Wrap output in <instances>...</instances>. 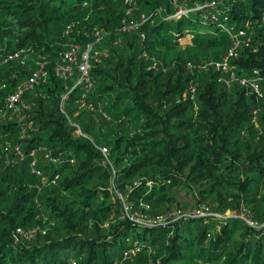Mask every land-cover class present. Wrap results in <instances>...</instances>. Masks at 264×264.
<instances>
[{
  "label": "trees",
  "instance_id": "trees-1",
  "mask_svg": "<svg viewBox=\"0 0 264 264\" xmlns=\"http://www.w3.org/2000/svg\"><path fill=\"white\" fill-rule=\"evenodd\" d=\"M176 1L191 9L208 0ZM263 6L220 0L222 21L202 10L172 16V0H0V264H264V94L196 68L224 55L232 28L246 20L251 45L237 74L264 68ZM123 17L136 22L133 31L120 29ZM95 27L107 33L94 48L107 54L90 61L92 108H78L80 91L69 89L76 76L64 82L51 73L42 92L25 94L34 122L21 138L5 97L35 60L51 70L67 42H93ZM186 36L195 55L160 57ZM5 142L20 143L23 159L7 164ZM33 148L47 181L29 167ZM123 204L183 215L144 225ZM242 209L247 217L233 214ZM17 227L35 232L26 238Z\"/></svg>",
  "mask_w": 264,
  "mask_h": 264
},
{
  "label": "built area",
  "instance_id": "built-area-1",
  "mask_svg": "<svg viewBox=\"0 0 264 264\" xmlns=\"http://www.w3.org/2000/svg\"><path fill=\"white\" fill-rule=\"evenodd\" d=\"M172 1L176 8V11L172 16L186 14L189 10H202L204 15L209 16L213 20H218L220 17L222 18V21H226L228 19V13L218 7L220 0H208L204 6L196 4V6L191 9L186 8L184 5H178L176 0ZM262 15L264 18V6ZM251 26V21L246 20L243 22L241 27H237L235 29L232 28L233 33L231 34V43L226 53L215 60L201 61L197 64L196 68L198 70L205 71L213 68L222 74V80L228 88L231 87L232 82L235 81L239 85L243 86L248 93L262 97L264 94V68L253 67L250 70H247L246 67L241 66L239 68V74H237L239 65L236 61L240 56V51L242 48L249 47L251 45V37L247 33L248 28ZM135 27L136 22L131 19L123 17L120 21V29L122 31H133ZM71 30V26L67 25L63 34L69 35ZM105 34L106 32L102 28L95 27L93 30V42L88 43L84 48L77 42H67L59 55V62L54 64L51 70L47 68L46 62H37L30 74L7 94L4 101V111L10 114V118H17V121L20 122L22 113L24 111H29L31 108V104H28L25 99V94L32 92L35 88L47 83V78L51 73L56 78L64 82H68L71 78L76 76L75 83L70 90H73L76 87L80 91L76 99L78 108L91 109L92 106L87 102V95L92 87V81L89 75L90 61L92 59L99 60L101 56H106V53L103 54L102 52H98L94 48L95 43H99ZM252 50L256 51V47H253ZM188 67H192L191 64L188 63ZM189 91L193 93L194 87L190 86ZM62 98L64 99V96H62ZM253 112L256 113V109L253 110ZM105 117L107 116L105 115ZM20 123L22 126L21 138H25L26 131L31 129L33 124L28 122ZM75 133L81 134L77 125H75ZM2 148L6 156L5 162L7 164H13L24 157V152L20 143L11 144L9 142H5L2 144ZM100 150L104 155L107 154V149L105 147H100ZM30 155H35L34 148L30 150ZM45 157L51 159L49 154H45ZM29 167L33 173L40 176L41 181L48 180L46 176H43L40 170L37 169V158L35 156L31 160ZM51 181L52 183L55 182L54 179H51ZM123 207L126 216L131 221L144 225H156L163 222L174 221L183 215L180 209H174L164 215L148 216L143 212H130L126 204H123ZM233 214L236 215L235 213ZM240 217L244 218L243 216ZM247 223L252 226L257 225L255 221L251 220H247ZM16 231V234L26 238H30L35 232V230L25 232L21 227H17ZM133 254V250L124 252L125 257H132ZM71 263L76 264V261L72 259Z\"/></svg>",
  "mask_w": 264,
  "mask_h": 264
},
{
  "label": "rangeland",
  "instance_id": "rangeland-1",
  "mask_svg": "<svg viewBox=\"0 0 264 264\" xmlns=\"http://www.w3.org/2000/svg\"><path fill=\"white\" fill-rule=\"evenodd\" d=\"M195 16V13L194 12H190V17H194ZM201 28V27H200ZM106 32V31H105ZM107 33V32H106ZM64 48V47H63ZM96 48V47H95ZM106 47L104 45H102V47H99V48H96V50L98 52H102L103 54L106 53L107 54V51L105 49ZM197 49L191 44L190 42V39H189V36H186L184 39H181V42L179 44V46L174 50V51H162L161 54H160V57L164 58L166 62H169V63H172L174 59L177 58V56L180 54V52H183L184 54H187V55H195ZM40 59V60H38ZM37 60H35V63L37 62H45L46 60L43 59L42 57H39ZM73 81V78L70 79V81ZM76 80V79H75ZM75 80L73 81L75 83ZM42 87H38V90L34 91L33 93H38V91H41L42 92ZM70 89V88H69ZM30 95V94H29ZM32 95V94H31ZM26 100L28 101L29 99L26 98ZM28 103V102H27ZM31 103V102H30ZM29 104V103H28ZM33 105V103H32ZM31 111V108L29 109ZM17 119V118H16ZM20 119V118H19ZM20 122H28V123H31L33 124V120H32V115L29 113V111H24L21 115V119H20ZM74 127H75V124L71 123ZM26 139V137L24 138ZM236 215H240V216H243V217H247V211L243 210L242 209V212H234ZM232 214V212L230 211H226L225 212V215H230ZM264 225V224H263Z\"/></svg>",
  "mask_w": 264,
  "mask_h": 264
}]
</instances>
